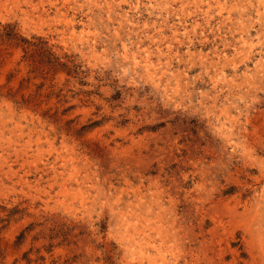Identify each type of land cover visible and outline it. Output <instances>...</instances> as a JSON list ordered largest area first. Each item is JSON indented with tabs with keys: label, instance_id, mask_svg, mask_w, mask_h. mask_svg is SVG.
Masks as SVG:
<instances>
[{
	"label": "rangeland",
	"instance_id": "obj_1",
	"mask_svg": "<svg viewBox=\"0 0 264 264\" xmlns=\"http://www.w3.org/2000/svg\"><path fill=\"white\" fill-rule=\"evenodd\" d=\"M0 264H264V0H0Z\"/></svg>",
	"mask_w": 264,
	"mask_h": 264
}]
</instances>
